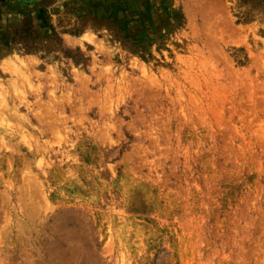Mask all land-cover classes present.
I'll return each mask as SVG.
<instances>
[{"label":"rangeland","instance_id":"374dc122","mask_svg":"<svg viewBox=\"0 0 264 264\" xmlns=\"http://www.w3.org/2000/svg\"><path fill=\"white\" fill-rule=\"evenodd\" d=\"M0 264H264V0H0Z\"/></svg>","mask_w":264,"mask_h":264}]
</instances>
